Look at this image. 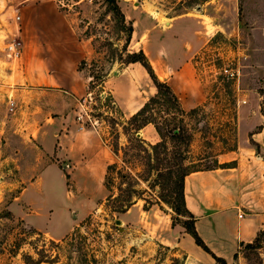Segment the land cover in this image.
Segmentation results:
<instances>
[{"label": "rangeland", "instance_id": "rangeland-1", "mask_svg": "<svg viewBox=\"0 0 264 264\" xmlns=\"http://www.w3.org/2000/svg\"><path fill=\"white\" fill-rule=\"evenodd\" d=\"M259 4L258 0H0V264L184 263V255L177 248L155 243L142 246L137 243V232L124 230L121 213L129 207L124 211L118 209L129 198L139 200L144 207L161 204L170 210L173 223L182 224L189 217H177L171 208L177 206L183 212L176 193L177 172L168 185L162 184L164 179L154 185L156 171H150L138 158L146 153L131 148L133 143L127 142L131 135L122 130V125L128 116L121 110L116 112L108 96L111 91L118 99L117 81L112 74L127 64V52H138L132 51L135 39L127 40L133 11L157 15L162 21L184 13L206 15L204 19L217 25L218 31L192 58L205 100L192 111L189 109L183 123L178 122L177 112L163 114L157 123L166 134L168 128L183 125L190 137L184 141L188 144L163 139L170 149L172 170L178 165L189 170L226 165L223 160L231 157L230 151L239 143L237 116L254 112V131L260 122L264 124V14L257 13ZM114 5L125 21L114 12ZM55 11L64 19L49 18L47 24L43 16ZM12 41L20 43L19 57L8 55L6 45ZM24 66L31 68L34 75L47 71L53 76L52 84H71V71L78 68L88 77V88L75 95L61 93L63 96L50 91L47 103L42 105L38 88L32 87L27 97L20 92L13 97L10 91L16 89L14 81L22 78ZM143 74L144 85L131 81V95L138 101L136 107L156 90L148 73ZM104 79L107 82L103 83ZM61 100L63 110L56 114H67V133L93 130L108 143L119 142L127 147L129 153L112 157L115 165L108 175V188L103 186L104 179L95 182L93 193L100 194L102 189L105 195L96 200L94 210L70 235L54 240L12 215L9 204L21 191L23 180L44 165L54 163L64 169L66 161L56 151L39 160V148L31 136L46 117L57 116L54 112ZM36 115L39 116L35 118ZM166 118L172 119L168 127ZM248 132L245 142L250 140V145L264 158V140L257 144L248 139ZM139 133L147 142L160 140L151 125ZM149 163L156 164L152 159ZM135 175L147 180H137ZM54 177L57 201L61 183L56 173ZM67 184L74 186L71 180ZM138 196L142 198L136 199ZM232 264H264V230L249 245L241 247Z\"/></svg>", "mask_w": 264, "mask_h": 264}, {"label": "crops", "instance_id": "crops-1", "mask_svg": "<svg viewBox=\"0 0 264 264\" xmlns=\"http://www.w3.org/2000/svg\"><path fill=\"white\" fill-rule=\"evenodd\" d=\"M258 2L261 7L258 6L260 10L257 13L264 14V0ZM133 14L134 17L130 19V40L135 39L136 47L132 51L144 52L155 74L170 85L185 111L203 103L205 95L196 77L192 58L218 31L217 25L209 23L202 13H184L168 21L139 10L133 11ZM43 17L50 24L49 18L63 20L65 16L55 11ZM78 45L80 46L79 42ZM71 72V84H52L50 79L53 76L47 71L41 70L38 75H34L31 68L24 66L22 78L14 81L16 89L10 93L15 97L20 92L19 95L27 97L32 87L38 88L39 103L42 105L47 103L50 91L75 95L86 90L88 77L78 68ZM143 73L147 74L145 68L134 62L112 74V78L117 81L115 90L118 99L109 92L124 116L130 117L142 106L136 107L138 101L131 95V81L144 85ZM105 82L106 79L103 83ZM58 104V110L54 112L57 116L46 117L45 121L38 124L36 134L31 136L35 141L34 145L39 148V160L56 151L66 161L64 169L54 163L44 165L38 173L23 180L21 191L9 204L12 215L22 220L26 226L47 233L54 240H62L70 235L94 210L96 200L104 197L102 189L100 194L93 193V186L95 182L100 183L104 179L105 187L107 167L113 164L112 157L117 158L93 130H73L67 133L70 132L66 129L67 114H56L61 113L64 104L62 100ZM256 118L254 112L248 111L237 116L239 143L236 149L230 151L231 157L223 160L226 165L195 170L184 177V203L195 218V230L209 252L195 243L181 223H173L170 210L157 202L144 207L138 200L121 213L124 230L137 232V243L142 246L155 243L177 248L184 255L183 264H221L214 256L225 264L235 262L241 247L251 243L264 230V158L250 145V140L245 142L244 138L250 129L248 139L257 144L264 140L262 122L254 131ZM149 125L151 124L144 127ZM151 126L158 136L153 125ZM157 141L159 140L149 142ZM54 173L61 183L57 201ZM68 180L74 186L70 187Z\"/></svg>", "mask_w": 264, "mask_h": 264}, {"label": "trees", "instance_id": "trees-1", "mask_svg": "<svg viewBox=\"0 0 264 264\" xmlns=\"http://www.w3.org/2000/svg\"><path fill=\"white\" fill-rule=\"evenodd\" d=\"M114 12L120 16L121 19L124 20V15L120 11L119 7L117 5L113 6ZM131 33H132V28L131 26L128 28V35H127V40L130 41L131 38ZM128 63H134L138 62L140 63L145 70L147 71L148 75L152 79V82L155 86V93L148 97V99L142 104V106L130 117H128L125 121H123L122 125V130L130 132L131 137L128 138L127 142L133 143V146L131 148L137 149L140 152L146 153V155L141 156L138 155L139 160L144 161L143 164H145L150 171L155 170L156 171V181L154 185H157L160 179H164V182H162L163 185H168L169 182L172 179L173 173L177 172V174L174 176L176 178L175 184L176 189H177V196L178 200L181 202V205L183 206V212L177 207V206H171V208L174 210L176 213L177 217L179 215H187L189 217V220H184L182 222L183 227L185 228L186 232L191 235V237L194 239L195 243L200 246L203 250L209 252V249L207 246L203 243L199 235L197 234L194 226V221L195 218L189 211L187 210L185 203H184V195H183V181L185 175L188 173L199 170V169H194V170H189L186 167L182 165H178L175 170H172V167L169 165V154H170V149L167 146V141H164V138H167L169 141L175 142L178 141L179 143H183L185 140H188L189 135L187 134L186 128L181 125L178 127H173V129L168 128V133H164L162 127H160L157 123V118L163 117V114L167 115L170 113H175L177 112L180 117L178 119L179 123H183V116L188 114L189 111H185L181 103L179 101L178 96L175 94L173 89L170 87V85L161 79L155 74L149 60L147 59L146 55L142 50L138 52H127ZM101 93V92H100ZM99 93V95H100ZM109 99H111V105L116 112H120L119 108L115 104V100L111 93L109 92L108 94ZM102 97V96H101ZM192 111V110H191ZM121 113V112H120ZM112 114V113H111ZM166 127L170 126L172 123V119L166 118L165 120ZM116 125H118L117 122H114ZM151 124L155 128L158 136L160 137V140L155 142V143H150L147 142L145 139H143L141 136H137V133L139 132L140 129H142L145 125ZM124 132V131H123ZM116 138L119 139V131H116ZM101 139L103 142L111 149V151L117 156L120 157V154L127 155L128 148L124 146H120L119 142H116V144L113 143H108L107 140L101 136ZM187 143L188 142H184ZM161 153H163V156L161 157ZM155 160L156 164L153 165L149 163V160ZM148 160V161H147ZM123 163L126 162L124 158L121 159ZM115 164H110L107 167L106 174H105V187L108 188V175L109 172L114 168ZM161 166H164V170L162 171L160 168ZM149 172V171H148ZM136 179L141 178L137 175H135ZM138 180V179H137ZM141 180H147L145 178H141ZM142 197L138 196L136 199H140ZM160 198V197H159ZM110 196L106 197V201H109ZM163 199V198H160ZM127 203L125 204H120L119 205V211H124L127 207H130L134 202L133 198H129L127 200ZM164 202H167V200H163ZM262 232V231H261ZM260 232V233H261ZM250 243L246 244L249 245ZM236 256V254H235ZM215 260L221 264H225V262L216 256H214Z\"/></svg>", "mask_w": 264, "mask_h": 264}, {"label": "built area", "instance_id": "built-area-1", "mask_svg": "<svg viewBox=\"0 0 264 264\" xmlns=\"http://www.w3.org/2000/svg\"><path fill=\"white\" fill-rule=\"evenodd\" d=\"M6 49L8 51L9 56H13L16 58V57H19V55L21 54L20 43H18L16 41L9 42L6 45Z\"/></svg>", "mask_w": 264, "mask_h": 264}, {"label": "water", "instance_id": "water-1", "mask_svg": "<svg viewBox=\"0 0 264 264\" xmlns=\"http://www.w3.org/2000/svg\"><path fill=\"white\" fill-rule=\"evenodd\" d=\"M137 136H140V133L139 132L137 133ZM116 223H119V220H116Z\"/></svg>", "mask_w": 264, "mask_h": 264}]
</instances>
